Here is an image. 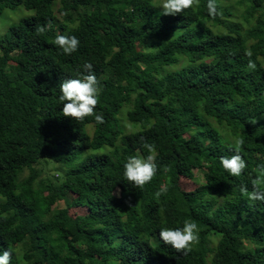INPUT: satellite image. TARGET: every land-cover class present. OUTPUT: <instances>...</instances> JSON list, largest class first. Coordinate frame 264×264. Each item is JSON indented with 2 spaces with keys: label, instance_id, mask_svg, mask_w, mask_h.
<instances>
[{
  "label": "trees",
  "instance_id": "obj_1",
  "mask_svg": "<svg viewBox=\"0 0 264 264\" xmlns=\"http://www.w3.org/2000/svg\"><path fill=\"white\" fill-rule=\"evenodd\" d=\"M216 2L213 19L207 0L175 16L160 15L162 0H0V13L33 11L0 36V254L10 250V264H264V201L239 190L264 165V0ZM57 35L75 36L77 51L63 54ZM85 62L102 86L103 124L62 113L59 85L86 74ZM237 135L247 167L234 177L220 157ZM149 154L157 174L137 188L123 165ZM196 171L205 180L185 190ZM80 206L87 213L70 212ZM186 219L199 243L184 255L159 231ZM212 235L226 245L210 246Z\"/></svg>",
  "mask_w": 264,
  "mask_h": 264
},
{
  "label": "clouds",
  "instance_id": "obj_2",
  "mask_svg": "<svg viewBox=\"0 0 264 264\" xmlns=\"http://www.w3.org/2000/svg\"><path fill=\"white\" fill-rule=\"evenodd\" d=\"M200 0H162L159 6L161 9L160 15L175 16L184 12V10L198 6ZM207 14L209 17L215 19L217 16L222 15L218 10L216 0H207ZM45 31L44 27H38L37 32L42 33ZM55 45L62 50L65 55H71L77 51L79 47V40L75 36L57 35L54 40ZM153 47H147L146 53H151ZM246 56L249 57L247 68L254 71L257 67L256 63L251 59L252 51L248 50ZM83 74L80 78L64 79L59 87L61 101L63 108L62 113L64 117L72 118L76 121H83L86 117L94 116L97 124H103V114H96L95 108L99 102L98 97L102 92V86L93 72V65L90 62L83 64ZM255 125L257 120L250 121ZM245 144L243 136L237 135L233 140V154L231 156L220 157V163L223 168L234 177H239L244 169L247 167L246 162L240 154L241 147ZM144 147L149 153H155V145L145 144ZM158 168L153 154L146 157L129 156L123 165V178L137 188L143 187L150 183L153 177L157 174ZM257 175L251 180L252 190L249 191L246 185H241L240 193L247 196L252 201H264V165H258ZM166 189L155 193V198L159 199ZM199 229L198 225L191 220H185L183 227L170 228L163 227L159 231V237L165 245L171 246L177 253L187 255L192 246L199 243ZM13 253L10 250H4L0 254V264H10Z\"/></svg>",
  "mask_w": 264,
  "mask_h": 264
},
{
  "label": "rangeland",
  "instance_id": "obj_3",
  "mask_svg": "<svg viewBox=\"0 0 264 264\" xmlns=\"http://www.w3.org/2000/svg\"><path fill=\"white\" fill-rule=\"evenodd\" d=\"M32 13H33L32 10H28L23 5H20L19 7L15 8V9L5 8L3 10V12L0 13V36L3 35L8 30L9 26L16 23L20 18H23L25 16H29ZM250 28L252 30H257V29L261 28V26L257 25V23L255 22V19H253L251 24H250ZM178 65H181V64H178ZM124 124L127 126V131L130 130V128H131L130 123L127 119H124ZM54 168H55V166L48 168L46 170L47 171L46 173L57 174L56 171L54 170ZM108 169L112 170L111 167H109ZM28 173H29V170H25L23 172V174L21 175V179L25 178L28 175ZM204 180H205L204 175L201 172L196 171V177L194 179L182 177L181 183H182V187L185 190L190 191V190H194L195 188H197ZM117 193H119V191ZM65 205H66L65 201H59L54 205V208L64 207ZM70 212L73 215L85 214V213H87V208L81 207V206L80 207H72L70 209ZM213 236L214 235L210 236V240H211V241H209L210 246H215L217 248H219V247L223 248L226 245V243H227L226 239H217ZM206 259H208V261H211L212 254H210V253L207 254Z\"/></svg>",
  "mask_w": 264,
  "mask_h": 264
},
{
  "label": "bare ground",
  "instance_id": "obj_4",
  "mask_svg": "<svg viewBox=\"0 0 264 264\" xmlns=\"http://www.w3.org/2000/svg\"><path fill=\"white\" fill-rule=\"evenodd\" d=\"M193 81H194V79H193ZM194 82H195V81H194ZM214 161H216V160H214ZM214 161H213V162H214Z\"/></svg>",
  "mask_w": 264,
  "mask_h": 264
}]
</instances>
